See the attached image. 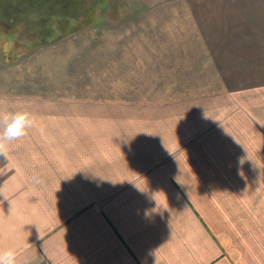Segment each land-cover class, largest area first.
<instances>
[{
    "label": "rangeland",
    "instance_id": "374dc122",
    "mask_svg": "<svg viewBox=\"0 0 264 264\" xmlns=\"http://www.w3.org/2000/svg\"><path fill=\"white\" fill-rule=\"evenodd\" d=\"M23 1L1 7L18 22L0 20V116L26 110L34 123L0 154L2 219L32 207L67 219L106 188L97 178L139 160L204 157L219 173L235 112L264 102V86L226 87L211 57L227 47L254 64L242 47L264 49V0H61L58 34L39 13L52 0Z\"/></svg>",
    "mask_w": 264,
    "mask_h": 264
},
{
    "label": "crops",
    "instance_id": "0c3cea01",
    "mask_svg": "<svg viewBox=\"0 0 264 264\" xmlns=\"http://www.w3.org/2000/svg\"><path fill=\"white\" fill-rule=\"evenodd\" d=\"M248 47L242 50L251 56L250 68L238 52L211 50L216 70L234 91L264 86V49ZM260 105L263 100H252L250 110L235 112V137L222 150L219 173H212L215 160L204 157L139 160L110 180L97 178L106 188L80 196L67 219L47 222L46 213L32 207L19 220L20 209H12V217L0 218V251L15 250L18 264H264Z\"/></svg>",
    "mask_w": 264,
    "mask_h": 264
},
{
    "label": "clouds",
    "instance_id": "9594fccd",
    "mask_svg": "<svg viewBox=\"0 0 264 264\" xmlns=\"http://www.w3.org/2000/svg\"><path fill=\"white\" fill-rule=\"evenodd\" d=\"M33 123L31 113L26 110L8 112L0 116V125L3 126V132L0 133V154L6 152L8 142L25 136ZM0 264H18L16 251H0Z\"/></svg>",
    "mask_w": 264,
    "mask_h": 264
},
{
    "label": "trees",
    "instance_id": "16d2710c",
    "mask_svg": "<svg viewBox=\"0 0 264 264\" xmlns=\"http://www.w3.org/2000/svg\"><path fill=\"white\" fill-rule=\"evenodd\" d=\"M54 3H52L51 5H47L46 6V8L45 9H40L39 11V13H47V15H51V16H53L54 18H55V24H53L52 26H50L49 25V31H52V32H54V34H58V33H60L61 32V29H60V20H62V15L60 16V14H58V15H56L57 14V12L58 11H60L61 9H62V5H59V4H62L61 3V0H52ZM58 4L57 6L56 5H54V4ZM59 8H60V10H59ZM44 10H45V12H44ZM34 17L35 16H33V20H35L34 19ZM40 21V20H42L41 18H36V21ZM44 20V19H43ZM42 23V22H41ZM43 29H45V31H46V29L48 30V28H42V27H40V29H38V31H43V32H45ZM46 32H48V31H46ZM37 38H39V37H37ZM52 39H54V40H56L55 38H54V36H52L51 37ZM50 38V39H51ZM60 38V37H59ZM39 39H41V38H39ZM48 39V38H47ZM46 40H42V42H45Z\"/></svg>",
    "mask_w": 264,
    "mask_h": 264
},
{
    "label": "flooded vegetation",
    "instance_id": "af4514ba",
    "mask_svg": "<svg viewBox=\"0 0 264 264\" xmlns=\"http://www.w3.org/2000/svg\"><path fill=\"white\" fill-rule=\"evenodd\" d=\"M13 2H14V4H16L17 5V8H19L20 6H18V4L19 3H21L23 0H12ZM11 1V2H12ZM21 1V2H20ZM11 2H9V0H0V20H1V22L3 21L4 23L6 22L5 20H3V16L4 15H8L9 16V22H11V23H16V22H18V20L16 19V18H14L13 16H14V13H12V12H7L6 10H5V12H3L4 11V9L3 8H1L3 5H9V3H11ZM24 2V1H23ZM3 12V13H2ZM2 13V14H1ZM5 19V18H4ZM45 31V30H44Z\"/></svg>",
    "mask_w": 264,
    "mask_h": 264
}]
</instances>
